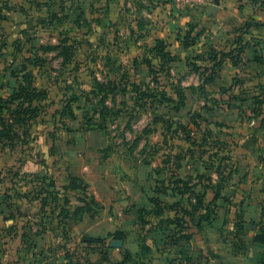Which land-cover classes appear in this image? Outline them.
<instances>
[{
	"label": "rangeland",
	"instance_id": "obj_1",
	"mask_svg": "<svg viewBox=\"0 0 264 264\" xmlns=\"http://www.w3.org/2000/svg\"><path fill=\"white\" fill-rule=\"evenodd\" d=\"M126 6H121L124 13ZM66 8L64 0H0V95L8 100L0 116V193L11 195V202L20 191L32 198L14 207L0 203V264H116L126 251L133 254L130 262L140 255L145 263L157 253H144L141 242L172 243L179 218L191 234L185 239L191 242L182 245L191 264H264V247L255 243L256 235L264 237V133L256 129L261 124L264 130V100L254 101L259 113L249 115L250 105L224 94L226 82H206L207 73L201 76L191 65L188 72L186 60L195 61L194 53L187 57L181 51V61L156 81L142 61L160 28H134L126 15L70 16ZM113 81L128 90L134 82L144 84V92L149 83L158 101L141 100L138 92L104 95ZM22 84L48 94L33 102L36 117L22 111V99L11 102ZM101 84L107 86L103 92ZM181 94L185 106L176 111ZM163 96L171 102L162 107ZM69 103L76 119L63 113ZM101 106L111 109L103 115ZM76 172L86 174L89 194L101 181L115 192L110 210L87 218L85 229L64 219L59 208L53 210L55 204L44 208L46 194L39 193L47 176L64 195L63 186ZM188 187L192 191L182 192ZM66 194L80 203L76 191ZM199 196L213 208V225L206 210L193 207ZM156 197L162 215L145 213L147 224L139 221V213L134 222L125 216L135 203L156 211L151 202ZM258 205L262 217L254 219ZM44 222L47 230L37 250L28 251ZM86 229L105 241L81 236ZM259 250L263 253L257 256Z\"/></svg>",
	"mask_w": 264,
	"mask_h": 264
},
{
	"label": "crops",
	"instance_id": "obj_2",
	"mask_svg": "<svg viewBox=\"0 0 264 264\" xmlns=\"http://www.w3.org/2000/svg\"><path fill=\"white\" fill-rule=\"evenodd\" d=\"M64 1L67 6V14L70 16L75 14L76 17L86 16L103 19L107 17L117 18L121 15H126V17L129 16L132 18L130 24H132L134 28H160L155 37L154 44L158 38L166 39L169 43V50L180 57V59L174 64L181 61L182 57L180 55L182 52H185L187 57L192 55V53L197 56H206L211 47L230 51L241 42L245 45V49L241 55L240 61L235 64L232 57H227L218 74L215 76V81L222 80L223 82H226L225 85H221L222 90L224 87H228V90L224 94L227 95L229 93V97L234 95L243 98L244 105H250L249 108H246L247 113L255 117V114L252 111L254 104L253 100L257 95H260V98L264 99V0H220L218 10L212 15L208 14V6L215 3V0H213L207 8L194 7L182 11L173 6V0ZM123 3L127 4L125 13L121 8ZM134 19L136 21H134ZM138 22L140 25H137ZM190 31H192L191 35L195 37V42L193 45L186 46L184 45V40L187 33ZM215 38H218L219 42L214 41ZM256 56L261 57L262 61H258ZM186 61L187 63L190 62L188 60ZM186 67L190 73L191 66L187 64ZM234 83H236V85H234ZM232 86L233 89H231ZM237 101L241 103L242 100ZM257 127L258 128L256 129L260 132L263 131L264 133L261 124ZM260 141L264 145V137L261 136ZM74 175L86 179V174L84 172H76ZM101 182L102 186L97 189L92 188L96 200L102 206L100 212L94 217L86 215L84 219L73 222L76 228L80 226L85 229L87 226H83L85 221H88L89 219H97L103 211L110 210L114 201L115 192L110 186L105 185L103 181ZM89 189H91L90 185ZM141 200H143L142 197H140V201ZM79 204H81V202ZM140 204L141 203H135V205H137L136 208L132 207L127 209L125 216L127 217L130 215L133 220L132 222L137 219L136 215L138 216L139 208L144 207ZM114 205L115 211L120 210L119 206H117L118 204ZM262 212V206L258 205V210L254 219L261 218ZM107 216L110 219H113L111 214H107ZM256 234H258V232H256ZM22 235L21 238L23 241ZM95 235L96 233L89 229H86V231L83 230L81 233V236L83 237H100ZM42 237V234L38 236L36 243L31 249H28V251L34 253L37 250ZM187 242L191 241L183 240L177 245H171L170 243L156 244L154 243V240H151L150 238L147 240V244L152 248L151 252L157 253V257L155 259L153 254L151 255L152 257L150 256L147 259V262L137 264H172V262L179 263L182 260L186 261H182L183 264H191V254L188 256L187 252L185 253V249L182 247V245H186ZM255 243L264 247V243L258 241H255ZM188 245H190V243H188ZM133 251L136 252L138 249ZM263 252L262 250H259L257 256H260Z\"/></svg>",
	"mask_w": 264,
	"mask_h": 264
},
{
	"label": "trees",
	"instance_id": "obj_3",
	"mask_svg": "<svg viewBox=\"0 0 264 264\" xmlns=\"http://www.w3.org/2000/svg\"><path fill=\"white\" fill-rule=\"evenodd\" d=\"M192 31L188 32L185 38V42L184 45L186 46H190L193 45L195 42V37H193L191 35ZM245 49V45L242 44L241 42H239L237 44L236 47H234L233 49H231L230 51H224V50H220L214 47H211L209 52L207 53V55H198L195 57V61L193 62H188L189 65L192 66V70L195 72H198L201 76H204L207 73V76L205 77L206 82H213L215 79V76L218 74L220 68L222 67L225 59L227 57H232L233 61L235 64H237L240 61L241 55L244 52ZM150 55L146 56L143 58V61L145 64H147V66L149 67V72L150 74L154 77V79L157 81L160 77V74L163 71H166L167 74H170L171 71V64L173 62H177L180 57L177 54H174L171 50H169V43L167 42L166 39L164 38H158L155 41L154 46H152L149 49ZM71 55L68 56L67 60L70 58ZM201 59V61H208L211 62L212 65H200L198 63V61ZM256 59L258 61H262V58L259 56H256ZM154 61H158V64L156 65L154 63ZM110 84H112V88L111 91H106L103 92L105 88H107V86L105 87L104 84H101V91L103 92L104 95H110V93H115V91H121L124 95H127L129 92H138V94L142 95V97L140 98L142 99H146L149 97H155V100L158 101L157 99L159 98L158 94H153L151 93V88H150V84L146 83L145 87H148L147 91L144 92L142 86H144V84H139V83H132V87L133 89L128 90V88L126 86H124L123 88H119V86L113 81ZM109 84V85H110ZM236 85V83L234 84ZM31 86V85H30ZM233 88V86H232ZM231 88V89H232ZM228 90V88L224 89L223 92H226ZM47 92L44 90H38L36 88H33V90L28 87L26 88V86H24L23 84L20 85V88L18 90H15L12 93V99L11 102L12 103H16L15 101L22 99V105L20 106V108L22 109L23 112H31L32 113V117H36L38 116V107L37 106H33L32 108V104L34 101L36 100H42L45 99L47 97ZM184 94H181V98H180V102L177 103L174 106V109L176 111L180 110L181 107L185 106V98H184ZM106 98V96L103 97V101H105L104 99ZM157 98V99H156ZM233 100H243V98H239V96H231L230 97ZM260 96H256L254 98L253 101L259 100ZM263 98H260V100ZM77 99L74 98L71 100L72 101H76ZM264 100V99H263ZM171 102V99L169 100ZM164 96L162 98H160L159 102L161 103L160 105L163 107L164 105H169L166 104L169 102ZM262 101V100H261ZM6 103H8L7 98L3 97L0 95V116L3 113V111L5 109H7L6 107ZM25 103H28L29 105L27 107H25ZM261 103V102H260ZM72 104L69 103L65 106V111H63V113L65 112H69L70 115H72V118L76 119V116L74 115V111H73V106H71ZM145 104L144 102L140 103L139 102V106L143 107ZM102 108H100L101 110L100 113L105 115L107 112L110 111L111 108L107 107V106H101ZM252 111L257 115L259 112H257V109H253ZM21 112V111H20ZM184 127V126H183ZM188 141H190V138L188 139ZM31 176V174H30ZM177 183L181 184V183H185V180L183 178H178L176 180ZM181 182V183H180ZM57 188V183L56 181L51 178L49 180V178L47 176H44L42 178V184H41V190L39 191V193H41L40 195H44L46 194V196L42 197L41 199V203L43 204L44 208L47 207L49 204H55L53 210H56L59 208V214H62L64 216V219L66 220H71L73 222L79 221L84 219V217L86 215L94 217L95 215H97L102 206L101 204L96 200L95 196L93 193L89 194V186L87 184V182H85L82 178H80L77 175L71 174L69 176V182L68 184H65L63 186L64 188V195L61 194V192H58L57 190H55ZM207 188H209V186H207ZM53 189V190H51ZM71 191H76L78 196L77 200L79 202H81V204H73L72 202V197L70 194H66L69 193ZM190 192L192 191V188L188 187L185 189H183L182 192ZM17 198L14 202H11V198L12 196L9 195L8 193H0V203H6V205L8 207H14L15 204H22L24 203L27 199L32 200V198H30V193L29 192H24V194L18 193L17 192L14 194ZM62 195V196H61ZM205 195V194H204ZM60 199H63V203L60 204L59 201ZM198 203L197 204H193L194 209L197 211H204L206 210L205 217L209 218V224L213 223V218H210V212L209 210L212 211L213 208H211L210 206H207L204 204L203 198L201 196H199L197 198ZM151 202L154 203V206L157 207V210L155 211V208H153V210L146 208V207H141L138 210L139 213V221L141 223L147 224L148 221L145 219V217L143 216L145 213H154L155 215H162V213L164 212V210L160 207V202L161 200L159 198H152ZM161 221V220H160ZM163 221V220H162ZM177 227H179V232L177 234H174V240H172V243L170 242L171 245H177L180 241H183L185 239H190L191 238V234L185 232V226H183L182 224V219L179 218L177 219ZM201 223L198 224L199 227H201ZM46 223L44 222L42 224V228L41 230H38L37 235H36V239L38 236H40L41 234L45 233L46 229ZM124 233L123 231H120L118 236H116L117 239H121L122 236L121 234ZM26 234H23L22 237L24 238ZM92 238V237H89ZM255 240L260 242V243H264V237H262L260 234L256 235ZM24 241V240H23ZM90 241L93 242H99V243H103L105 241L104 238H92ZM36 243V240L33 242V245ZM169 243V242H167ZM141 248L143 250V252H151L152 248L147 244L146 239L144 241L141 242ZM72 253L68 250L67 256L70 257L71 259L73 258V256L71 255ZM71 255V256H70ZM133 254L130 251H126L124 253V259L121 261H118L116 264H137V263H144L141 260V256L138 255L137 259L134 262H130V260L132 259ZM87 260V259H86ZM78 261H82V259H79ZM88 264V262L86 263V261L84 260V262H81V264ZM172 264H183L182 261H180L179 263L177 262H172Z\"/></svg>",
	"mask_w": 264,
	"mask_h": 264
},
{
	"label": "built area",
	"instance_id": "obj_4",
	"mask_svg": "<svg viewBox=\"0 0 264 264\" xmlns=\"http://www.w3.org/2000/svg\"><path fill=\"white\" fill-rule=\"evenodd\" d=\"M213 2V0H173V6L182 11L187 8L205 7Z\"/></svg>",
	"mask_w": 264,
	"mask_h": 264
},
{
	"label": "water",
	"instance_id": "obj_5",
	"mask_svg": "<svg viewBox=\"0 0 264 264\" xmlns=\"http://www.w3.org/2000/svg\"><path fill=\"white\" fill-rule=\"evenodd\" d=\"M219 2H220V0H215V3H213V4L208 6V14L209 15L214 14L218 10ZM119 243H121V242H114L113 244H115V245L118 244L119 245Z\"/></svg>",
	"mask_w": 264,
	"mask_h": 264
}]
</instances>
